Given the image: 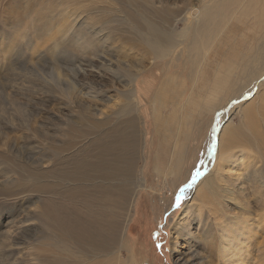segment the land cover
<instances>
[{
  "label": "rangeland",
  "instance_id": "rangeland-1",
  "mask_svg": "<svg viewBox=\"0 0 264 264\" xmlns=\"http://www.w3.org/2000/svg\"><path fill=\"white\" fill-rule=\"evenodd\" d=\"M261 1L247 18L240 15L246 4L237 8L204 61L195 58L198 71L192 74L190 36L173 55L159 59L150 49L128 43L135 35L128 23L133 17L137 23L160 20L168 13L179 19L174 28L180 32L187 28L185 13L192 9L190 14L197 15L196 8L210 5L209 0H0V264H178L177 250L185 255L182 262L189 259L186 264H231L227 253H219L228 226L238 229L239 240L248 238L240 257L244 264H264ZM246 63L261 73L238 91L244 81L240 65ZM129 72L136 74L131 84L136 98L128 102L117 91L126 90ZM105 90L106 96L98 93ZM94 116L102 124L92 121L95 126L89 128ZM130 118L134 121L125 122ZM100 133L95 144L128 141L119 165L125 169L110 178L99 168L89 175L72 171L76 161L95 162L88 142ZM244 150L248 162L240 153ZM227 156L235 161L233 171L216 175L214 168ZM209 175L217 181L208 179L205 198L199 196L200 205L191 206L192 190ZM107 180L122 196L112 205L89 203L78 190ZM187 205L203 211V226L193 217L184 223L192 232L204 231L199 241L188 240V248L176 236ZM45 208L57 210L53 215L59 223L48 220ZM82 219L112 222L115 235L105 255L67 239L72 220ZM231 241H237L233 235L227 244Z\"/></svg>",
  "mask_w": 264,
  "mask_h": 264
},
{
  "label": "bare ground",
  "instance_id": "bare-ground-1",
  "mask_svg": "<svg viewBox=\"0 0 264 264\" xmlns=\"http://www.w3.org/2000/svg\"><path fill=\"white\" fill-rule=\"evenodd\" d=\"M255 1L256 0H209L210 5H207L206 4L207 6L205 5V7H203V8H201V7H199L198 9L196 8L195 11L198 12L197 15L192 16L190 14V12L192 11V9H190L189 11H187L185 13V16L183 15L184 17H182V18L185 19L186 22H188V24L190 26H188V24H187V28L181 29L180 32L179 31L177 32V29L175 30V28H176L175 25H176V23L178 22L179 19L177 20L176 16L171 17L172 16L171 14L169 16L168 13L166 14V11L162 12V14L163 13L166 14V16H167L168 19H166V16L163 15L165 17L162 16L163 18H160V20H159V18H157L156 21L150 20L148 18H146V19H143L142 18L143 19L142 22L137 23L138 21L136 20L135 17H133V18L130 19V21L128 23V25H130L128 28L133 29L134 31H132V32L133 33L135 32L134 33L135 35H132L131 36V40L128 41V43L129 44H132V45H136L135 43H137V44H139V45H141L143 47H146V48L150 49L151 52H154L155 53V58H159L160 59V58H164L167 55H169L170 53H172L176 49V47L180 46L190 36L191 37V40H190V42L187 45L188 48H186V49H188V51H187V57L189 59H194V60L191 61L190 64H191V68H192V74H195L198 71L197 70V67H195V66L197 65L196 63L199 62L196 59L198 58V60H200V62L201 61H204V59L207 56V52L210 51V49L214 46V44L216 43V40L217 39H220V36H222L221 34L226 31V29H227V26L226 25L228 24L229 20L235 15L234 12L237 11V8L240 5H242V4H246V7L245 8H242V10L240 11V15H241L242 18H244V17L247 18L248 17L247 15L249 14L248 11H250V10L254 11L255 10V6H256V5H254ZM261 2L263 4H262L261 7H259L258 10H259V13L262 12V15L260 17H258L257 22L260 23V24L262 23L260 25V27H261V29H264V20L262 19V17L264 16V0H262ZM206 3H207V1H206ZM240 9H241V6L239 7L238 10H240ZM244 15H246L247 17L244 16ZM163 19H165V20L162 21ZM113 23H116V22L113 21ZM171 23H174V25H171ZM105 24H106V22H105ZM257 25L259 26V24H257ZM114 26H113V30H116V31L119 30L117 28L115 29ZM105 27L106 26H104V28ZM101 28H103V27H101ZM109 28H110V26H109ZM169 29H171V30H169ZM102 31H106V30H102ZM112 32H114V31H112ZM102 34L104 35V32ZM98 36H100V35H98ZM115 36H116V34H115ZM120 38H121V35H120ZM118 39H119V37H118ZM114 40L115 39H113V41ZM86 41L87 40L85 39L84 42H85L86 46H89L90 47V44H89L90 42L88 43ZM100 42H104V41H100ZM103 44L106 45L105 43H103ZM80 45H81V47L84 46L82 42H80ZM251 46H253V44ZM110 47H112V45H110ZM101 48L103 50H105L104 47H101ZM106 48H108V47H106ZM259 51H260L259 54L261 56L260 57V61L263 63L264 62V44L261 45V47H259ZM101 52H103V51H101ZM129 52H131V51H129ZM103 53H106V51L103 52ZM172 55H173V53H172ZM199 55H200V57H198ZM153 60H154V58H153ZM257 60L258 59L256 57L255 58V61L257 62ZM103 65H104V63H103ZM103 65H102V67L105 66V65L104 66ZM261 65H264V64H261ZM240 66H241V68L239 70V76L241 77V80H244V81L240 85L241 87H239L240 90H238V91H241L243 88H246L248 86V84L251 83L250 80L251 79H255L257 77V75L261 73L258 69L255 68L256 66L254 64L253 65H251V64L250 65L249 64L247 65V63H246L244 65L241 64ZM112 70L113 69H109V68L106 69L107 72H113L114 70L113 71ZM192 74H190V75H192ZM235 75H236V73H235ZM128 76H130V77H128L127 78V81H126V85H127L126 90L125 91H117V93H118V95H120L121 97H123L124 100H126V101L129 102V101H132L133 99L136 98L135 97V91H134V89H133V87L131 85L132 84V81L136 77V74L135 73L132 74L131 72H129L128 73ZM199 76H200V74H199ZM239 76H237V77L235 76V77L238 78ZM192 79L193 78H191V80ZM117 81H115V83H120L119 80H117ZM196 81H197V79H196ZM219 82H220V80H219ZM232 86H233V84H232ZM101 87L102 88H105V86L102 85V84L100 85V89H101ZM253 87L254 86L252 85V88ZM232 88H234V87H232ZM230 91H231V89H230ZM199 92H200V90H199ZM98 93L101 94L102 96H106V94L108 92H107V90H105L103 92L100 91ZM109 97H111V96H109ZM260 98H261V95H259V97L257 99L259 100ZM234 99H235V97H234ZM227 102H229V101H227ZM243 113H244V119H246L247 116H248L247 110L244 109ZM88 119L89 118H87V120ZM93 119H91V121L89 120V122H90V124H89L90 127L89 128H93L95 126L94 123L95 124H99V125L102 124V120H98L95 116H94ZM106 119L107 120H110L108 118H106ZM132 121H134V120H132L131 118L125 120V122H127V123H131ZM114 127H118V126H115V124H114ZM226 129L227 128L223 129V131L221 132L220 137H219V144H221V145L223 144V141H224V135H225ZM89 133H91V129L89 131H87V134H89ZM79 134H80L81 137H83V136L85 137V135H86L84 133V131H82V130L79 131ZM102 135H103V137H106L107 136V134H105V133H103ZM99 137H102L101 136V133L100 134H96L95 137H93L92 139H90V141L88 142V144L94 149L93 150V153L94 154L92 155L91 159L95 160V162H93L90 165V161L88 159H85V161L84 160H81V164L78 165L77 164V161H76V162H74V165L75 166H73L71 168L72 171H74L75 173H78V172L82 171L83 173L85 172L86 175H89L96 168H99L100 169V174L102 172V177L104 176V178H110V177H113L115 174L118 175V172H120L121 170L125 169V168H123V169L120 168L119 165L122 163V160L121 159H124L127 156V154H128V151H129V143H128V141L112 140V142H110V145H109V140L104 139L100 143L95 144ZM94 145H96V146H94ZM131 147L133 149L135 148L134 145H131ZM252 147H253V145H252ZM240 153H244L242 155V157H243V160L247 159V161H245V162H248L250 160V156H249L248 152H246L244 150V151H240ZM220 157H222V156H220ZM223 162L224 163L222 164V167H221V164H220V166L218 165V167L216 166L217 168L216 167L214 168L216 170V172H217L216 175H218L222 171H226V172H228V171L229 172H232L233 171V163L235 161L230 160L229 156H227L225 159H223ZM128 164H129V160L125 164V166H127ZM84 166L85 167H88L89 169H84ZM100 167H102V168H100ZM91 170H93V171H91ZM78 174L80 175V173H78ZM214 178L215 177L210 178V175H209L207 177H204L200 181H198V184H196V183H195L196 185L193 184V186L195 185V187L192 190L193 191L192 192L193 193V196H192V198H190V201H191V204L190 205L191 206L192 205H200V201H201L200 199L201 198H199V196L205 198L206 185H207L208 179L216 180L217 181V179L216 178L214 179ZM236 178H238V177H236ZM97 184L98 183L94 184L93 185L94 188H92L93 187L92 186L90 190H87L85 188H78V190L81 192V195L83 196V198H84L85 201L87 200L89 203H93L96 200H99V202H107L106 205H112L116 201V199L122 198V196H120V194H119V189L116 186V184H109L108 183V180L105 182V184L104 183H101V184H98V185ZM91 192L94 193V194H96V193L97 194L94 196V195L90 194ZM197 196H198V198H197ZM196 198L199 199V200H197ZM131 200H132V197H131ZM88 202H85L86 205H89ZM131 202L133 203V200ZM56 211L57 210H55V209L54 210L53 209L52 210H49V209L45 208L44 212L46 213L45 215L47 216V218H48L49 221H51V220L52 221H57L58 220V218L56 217V215H53V212H56ZM95 213H96V211L95 212H90V214H95ZM182 216H183L184 219L181 222L179 221V224H178L179 226L176 229V236L178 238H181L183 240V243L185 242L186 243L185 245L188 248V245H189V241L188 240H191V239L193 241H197L198 239L200 240L201 236L204 234L203 233L204 231L202 229V233L201 234H197L194 231L192 232L189 229L190 226H188L189 225V222L188 223H184V220H188L189 221L193 217V219H195L197 221V224L199 226H203V223H202V218L203 217H201V216H203V211L191 210V208H189V206L187 205V207H185L184 210H183V212H182ZM206 217H207L206 220H208L210 218V215L208 214V215H206ZM72 221L74 223H71V224L69 223L70 225L68 226V231H67L68 233L66 235V237L68 236L67 237L68 240H73V241H76V242H80L82 244V246L94 247V248H96L99 251V255L100 256H103V255H105L104 253L108 252L105 249L106 248V244L110 243L111 240L113 239L114 235H115V227L112 225V222H108L107 221V223L104 222V224H101L100 225V223H96V221L90 222L88 219H82L81 221H79V223H78L77 220H72ZM57 222L59 223V221H57ZM19 226H20V224H19ZM60 227H62V226L60 225ZM60 227H58V228H60ZM235 230H238V229L237 228L233 229L231 226H228L226 228V230L224 232L225 234H223V240H221V242H220L221 244L219 246V253H227L228 254L227 255L228 256V259L229 260L232 259L233 262H234V263H231V264H244V261L241 260L240 257H241L242 254L244 255V253H246V248H245L246 247L245 246V243L246 242H244V241H246L248 238L247 239H244V241L239 240L238 237L235 236L236 234H234ZM65 231H66V229H65ZM187 231L190 234H188ZM197 231H199V229ZM230 235H233L234 236V240H237V241H231L232 242L231 245L230 244H227V242L230 240ZM199 236H200V238L197 239V237H199ZM212 240H214V239H212ZM212 240L211 241L208 240L209 241V243H208L209 246H211V243L213 242ZM205 245H207V244H205ZM208 245L205 247V249L208 247ZM215 249H216V247H215ZM86 250H88V249H86ZM207 250L210 253L212 252V249H210L209 247H208ZM188 251H189V249H188ZM175 252H176V257H177V259H176L175 262L178 263V264H186L189 259L188 260H185L184 262H182L183 261V258L182 257H184L185 255L182 256L181 253L178 252V250L175 251ZM102 253H103V255H102ZM190 257H192V256H190ZM108 260H109V258L107 260H105V261H108ZM7 262H9V261H7ZM11 264H13V263H11ZM97 264H99V263H97Z\"/></svg>",
  "mask_w": 264,
  "mask_h": 264
},
{
  "label": "snow or ice",
  "instance_id": "snow-or-ice-1",
  "mask_svg": "<svg viewBox=\"0 0 264 264\" xmlns=\"http://www.w3.org/2000/svg\"><path fill=\"white\" fill-rule=\"evenodd\" d=\"M183 192V189L181 190V193ZM179 205H180V200L179 199H177V203H176V206L177 207H179Z\"/></svg>",
  "mask_w": 264,
  "mask_h": 264
}]
</instances>
